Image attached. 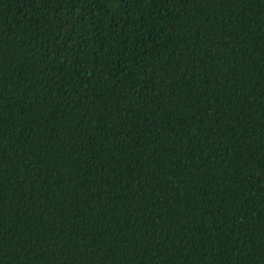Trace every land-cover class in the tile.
<instances>
[{
    "label": "trees",
    "instance_id": "obj_1",
    "mask_svg": "<svg viewBox=\"0 0 264 264\" xmlns=\"http://www.w3.org/2000/svg\"><path fill=\"white\" fill-rule=\"evenodd\" d=\"M0 264H264V0H0Z\"/></svg>",
    "mask_w": 264,
    "mask_h": 264
}]
</instances>
